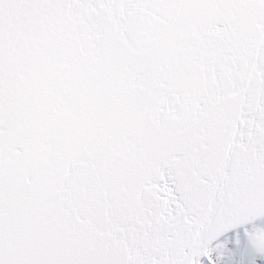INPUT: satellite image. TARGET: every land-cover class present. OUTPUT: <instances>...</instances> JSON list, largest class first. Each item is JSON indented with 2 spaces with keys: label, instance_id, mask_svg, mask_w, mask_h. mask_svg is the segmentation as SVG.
Wrapping results in <instances>:
<instances>
[{
  "label": "snow or ice",
  "instance_id": "6c2138e0",
  "mask_svg": "<svg viewBox=\"0 0 264 264\" xmlns=\"http://www.w3.org/2000/svg\"><path fill=\"white\" fill-rule=\"evenodd\" d=\"M0 264H264V0H0Z\"/></svg>",
  "mask_w": 264,
  "mask_h": 264
}]
</instances>
